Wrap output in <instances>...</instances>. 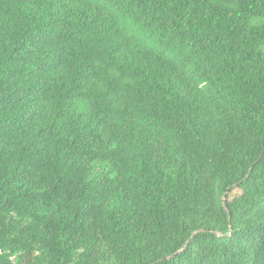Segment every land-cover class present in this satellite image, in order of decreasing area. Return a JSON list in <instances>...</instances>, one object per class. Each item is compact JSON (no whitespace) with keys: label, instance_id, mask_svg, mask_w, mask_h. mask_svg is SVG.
I'll list each match as a JSON object with an SVG mask.
<instances>
[{"label":"trees","instance_id":"1","mask_svg":"<svg viewBox=\"0 0 264 264\" xmlns=\"http://www.w3.org/2000/svg\"><path fill=\"white\" fill-rule=\"evenodd\" d=\"M0 264H264V0H0Z\"/></svg>","mask_w":264,"mask_h":264}]
</instances>
